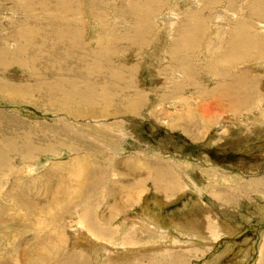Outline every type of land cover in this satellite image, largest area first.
I'll use <instances>...</instances> for the list:
<instances>
[{"label": "rangeland", "instance_id": "rangeland-1", "mask_svg": "<svg viewBox=\"0 0 264 264\" xmlns=\"http://www.w3.org/2000/svg\"><path fill=\"white\" fill-rule=\"evenodd\" d=\"M80 1L82 0H77L78 3ZM195 1H197L195 3L196 6L191 7L188 6V0H158L150 15L145 17L151 20L158 14L162 12L163 14L152 20L154 21V28L147 27L144 29V33L139 34L137 27H135L136 24L132 22L138 21V18L134 16L133 9L130 7L131 1L83 0V2L88 4L86 10L90 14L93 13L88 19L89 21H108L109 24L102 27L96 22L90 23L86 31L88 36L85 38L89 47L97 49L101 45L103 48L100 51H105L112 50V47L106 48L107 43L111 46L114 44L119 45L120 50L128 53V57L126 55V57L118 59L119 63H130V65L136 63L137 73L132 74L131 79L136 88H139L141 93L145 95V98L142 99L144 100V105L140 112L141 115L139 113V117H135L141 121L134 122L135 119L133 120V117H126L128 119L131 118V122L134 125L123 124L124 127L122 129H127V132L123 129V134H126L127 137L120 136L122 134L120 130L121 134L114 138V144L112 143V147H110L113 153L112 156L118 155L115 156V164L110 171L109 177L116 183V195H118L120 200H123L120 203H126L125 200L128 199V195L125 191L127 189L133 186L135 190L138 182L146 181L143 188L148 194L143 196V201L138 207L135 206L136 208H129L131 202H127L125 210H131L126 213L128 215L127 219L132 217L141 223L152 219L158 227L168 229L188 239L198 237V235L188 237L183 234L184 232L182 233V227L186 231H190V227L196 228L198 223L203 221L202 219H207L212 221V224H215L213 226V230H215L214 239H217L213 242L214 244L211 242L204 246L192 247L195 246V243L188 241L183 243L184 246L178 245L181 247L174 250L172 243L166 242L160 245L159 248H162V250H159L157 254H164L165 251L174 250L175 252L173 253L180 256L179 261L181 260V264H264V124H261V122H264V61L258 64L255 63L258 62L255 60H264V56H257L258 53H264V42L256 45V48H252L250 52L235 49L233 46L236 43L237 33L243 35L244 38L249 37L248 39L251 40L254 39L252 37H255L254 40L264 38L262 8L252 9L253 5L258 4L262 0H237L238 2L236 0ZM97 3H100L102 8L100 5L97 6ZM189 7H191V10ZM92 9L94 10L90 12ZM223 9L227 10L224 11ZM169 11L172 12L171 16L177 17L178 20L175 19L174 21L179 22V24L165 27L164 24L168 23L166 18L169 16L167 15ZM185 13L189 17H185ZM224 13L226 15L222 19ZM44 15L47 17L39 15L32 21H75L76 17H79L76 16V13L70 12L68 8L50 11ZM230 15L232 17H229ZM30 18L31 11L25 5L24 0H0V31L1 29L5 30V32H0V37L4 36L7 39L10 37V33L13 35L15 31H23L21 25L16 24L17 21L24 22ZM126 22L127 24H125ZM198 22L200 29L191 41V46L187 48L183 58L178 57L176 47L183 34L181 28L188 25V23L189 25H194ZM170 27L172 29H169ZM110 30L114 31V36L108 34ZM219 31L220 33H218ZM165 32L174 35L171 51L172 65L177 72L182 71L184 72L183 75H185L183 79L173 80V78H170L169 81L173 80L174 85L176 83H184V85L173 87L171 81L169 82L171 83L169 85L170 89H167L168 84H164L165 80H162L167 78V76L161 75V69L158 73L161 76L158 77L159 75L154 74V71L157 72V70L150 68L153 60L151 56L154 52L153 50H159V47L162 46ZM206 35H208L207 39ZM139 37L152 40V45L154 46L153 50L150 49L152 50L150 55L144 54L142 56L143 59H138L140 63L133 54H137L135 50L139 49L138 55L140 56L142 54L141 47L135 45L134 42H129ZM16 47L17 44L12 42L11 50L17 51ZM133 60L136 62L134 63ZM142 61L146 63L144 64ZM246 64H248L247 68H245ZM250 65L253 66L251 71ZM190 78L194 80L191 81ZM246 80L253 84V87H250V91L257 95L258 103H261V105L252 107L251 110H244L241 114L231 111L230 104L226 100H217L214 92L211 91L216 86H225L223 85L224 83L236 86ZM1 83L2 77L0 76ZM170 86L175 89L174 93L178 95L176 98H186V96L188 98L185 99L183 106L168 110V107L174 105L172 100L164 102L161 100L164 95L172 94L173 88L171 89ZM143 90L144 92H142ZM157 90L158 92H156ZM166 90L171 93L166 94ZM209 92L211 96H208ZM184 93L186 96L183 95ZM28 94L30 95H28L27 101L7 96L3 97L0 94V147L5 151L9 150L10 154H12L16 147H19L18 150L21 151L26 146L25 144L39 145L40 143L38 155L32 158L25 160L20 158L22 157L21 154H17L16 164H13L12 171L9 172L13 177H8L9 181L4 177L7 175V171L5 170L1 173L0 210L1 205L15 204V197L13 196L18 194L24 185H28L25 190L27 196L30 190V194H34L38 199H43L47 197L45 193L46 186H56V193L58 194L59 191H63V188L62 190L59 189L62 183L58 182V178L69 177L63 187L71 190L65 186L69 187L72 182L71 179L73 180L74 177H83L82 172L85 166L87 165L86 168H91L93 153L106 144L102 133H88L84 126L80 125L76 118L74 119L72 116L43 111L39 97L33 93ZM31 97L32 99L29 100ZM195 99L198 100L196 101ZM33 100L36 101L34 102ZM146 102L147 104H145ZM161 102L165 106L159 105ZM199 104L211 105L216 110H212L209 113L210 116L205 117L198 110L188 108H195ZM179 113H184L185 119L179 123L180 127L174 128L172 126L176 119L175 115ZM111 120L112 123L109 124H105L103 121L106 126L104 133L114 135L119 130L118 125L121 120L114 117H111ZM62 121L66 122L64 124L66 126L77 125L74 128V133H83L85 136L84 141L87 143L77 145V141L72 138L73 145L66 147L54 140L41 141L43 129L52 128L54 131L60 132L59 128L54 127L61 126ZM131 126L132 128H130ZM186 127L194 130L191 132L192 134L195 132L201 135L199 139L192 138L185 131ZM200 127H206L207 129L205 128L204 130ZM131 131L133 132L130 133ZM46 136L53 137L55 133ZM76 136L77 140L80 141L79 136L77 134ZM34 139L36 140L35 142ZM84 161L89 162V165L84 163ZM67 163H71V166L74 165L75 173L64 171L63 166ZM148 163L155 169L166 168L169 170L175 179H179V184L182 188L173 196L165 197L161 194H156L152 187L151 176L157 172L154 169L149 171L150 167H144ZM7 164L8 162H6L5 166ZM140 164H143L141 169L137 167ZM43 165L44 167H41ZM59 167L63 170H60ZM133 168L134 171H137L134 175L132 174ZM30 172L32 175L29 174ZM63 179H60V181ZM74 180L76 181L77 178ZM74 180L73 184H75ZM35 184L40 186L38 187ZM124 187L127 189H124ZM214 192L219 193L221 200L226 194L231 193L230 197L233 201L230 204L224 203L227 208L221 207L218 201L215 202V200L219 199ZM134 197L138 199V195H134ZM220 203L222 202L220 201ZM107 207H109L108 204ZM107 207L106 211L101 209L99 212L101 214L106 212L108 216L114 215L113 210L107 211ZM12 210L18 209L14 207ZM7 214H13V212L9 211ZM66 219H68L67 222L63 223L64 238L66 239L63 241H67L64 243L68 244V247L65 244L61 248L54 264L63 262L69 255L76 253V250L82 248L75 244L74 240L78 239V237L74 235V227L73 229L71 228V226L76 225L80 221H77V219L73 220L71 216ZM36 221L38 222V220ZM1 225L11 234L7 235L6 231H0V234H4L3 236L0 235V264H23L25 262L24 254L28 251L29 253L31 251V254L35 252L37 254L42 249L43 243L48 246L47 238H45L44 233L39 231L40 225L38 224L32 229L21 225L17 231L20 229L24 230V232L21 230L24 233L22 240H19L17 233L16 235L14 233L19 226L15 225L13 230L10 229L11 225L5 221ZM175 225H178L179 229ZM51 229L54 230V228L50 227L45 229V231L48 232ZM39 235L43 236L39 237ZM136 236L137 238L134 241L140 242L141 237L139 235ZM260 244L263 246H259ZM87 245L90 249L94 248L90 244ZM108 246L113 248L111 245ZM84 248L87 249V247ZM110 248H108V251L100 247L96 251L88 250L91 256L77 252L72 257H75L79 264H110V261H114V264H126L128 260L131 261L130 259H133H127L124 256L119 259L121 263H117L116 258L113 257V254H115L113 250L116 249ZM150 252H145L142 256L153 257Z\"/></svg>", "mask_w": 264, "mask_h": 264}, {"label": "bare ground", "instance_id": "bare-ground-1", "mask_svg": "<svg viewBox=\"0 0 264 264\" xmlns=\"http://www.w3.org/2000/svg\"><path fill=\"white\" fill-rule=\"evenodd\" d=\"M130 1V7L133 9L134 16L138 18V21H132L134 24H136L135 27H137L138 33H144V29L147 27L154 28V21L152 20L157 19L163 14V12L151 20L145 16L150 15L152 9L156 7L158 0H129V2ZM24 3L31 11V18L24 22L17 21L16 24H20L23 31H15L13 35L10 33V37L7 39L4 36L0 37V76L2 77V83L0 84L1 96H7L18 100L23 99L27 101L28 95H30L28 93H33L41 100L40 104L43 108V111L59 114L61 113L65 114L66 116H72L74 119L76 118L78 123L83 125L88 133H102L106 144L103 145L101 149L93 153V163L91 168H86L87 165L85 166L82 172L83 177H74V179L77 178L76 181L73 179L75 184H73L74 182L71 179L72 182L71 184L69 183L70 185L68 184L69 187L65 186L71 190L64 189L63 187V185L66 184V181L69 180V177H59L58 182L62 183L59 189L62 190L63 188V191H59L58 189V194L56 193V186L48 185L46 186L45 191L47 197L44 196L45 198L38 199L34 194H30V190L29 195L27 196L25 190L28 185H24L20 189V192L18 194H14L13 196L15 197V204L12 203V197V205H1L0 225L3 221H5L7 224L11 225L10 229L13 230L15 229V225L19 226L15 229L16 232H14L15 235L17 233L19 236V240H22L21 238L24 235L23 229L17 231L21 225L23 227L32 229L38 224L40 225L39 231L44 233L45 238H47L46 240L48 242V246L46 243H43V246L45 245L44 247L41 245L43 250L39 247L40 251L37 254H35L36 252L31 254V251L30 253L28 251L26 254H24L25 262H23V264H54L56 262L61 248L66 244L64 243L66 240L63 241L66 239L64 238L65 232L63 223L67 222L68 219L66 218L69 216H71L73 220L77 219V221H80L76 225L71 226L72 229L74 227V235L78 237V239L74 240L75 244L79 247H82L79 250H76V253H86L91 256V253L88 250L96 251L100 247L105 251H108V248H110L108 245H111L116 249L113 250L115 253L113 254V257L116 258L115 260L117 263H121V260H119L121 259L120 257L125 256L127 259L133 258L130 259L131 261L128 260L126 264H181V260L179 261L180 256L173 252H175L174 250H177L178 247L184 246L183 243L192 241L195 243V246L192 247H197L198 245L204 246L211 242L213 243L217 239H214L215 230H213V226H215V224H212V221L207 219H202L203 221L198 223L196 228L191 226L189 229L190 231H186L184 227L181 228L182 233L184 232L183 234L188 237L192 235H198V237L189 239L183 235H177L168 229L158 227L156 224H154L152 219H149L143 223L139 222L137 219H133L130 216V218L127 219L128 215H126V213L131 210H125V206L127 202H131L129 208H136L135 206L138 207L140 205V203L143 201V196L148 194V192H146L143 188L146 181L138 182L136 184L135 190L133 186L129 189L124 187V189H127L125 193L128 195V199L125 200L126 203H120V201L123 200H120L118 195H116V183L111 180V177H109L110 171L115 164V156L118 154L112 156L113 153L110 147H112L114 138L118 137L117 135L121 134V132L122 134L120 136L127 137L126 134H123L124 130L127 132V129H122V127H124L123 124H132L133 126L134 124L131 122L132 119H135L134 122L141 121L137 120L135 117H139V113L141 112V109L144 105V100L142 99L145 98V95L141 93L139 88H136L131 79L132 74L134 75L137 70L135 66L136 61L134 62L133 60L135 63L134 65H130V63H119L118 59H120V57H126V55L128 57V53L120 50L119 45L114 44L111 46L107 43L106 48L112 47V50L105 51H100L103 48L101 45H99L97 49H92L89 47L85 38L88 36L86 31L90 23L96 22L99 26L102 25L103 27L109 25L108 21H89L88 19H90V16H92L93 13L90 14L88 10H86L88 4L83 2V0L80 1V3H78L77 0H24ZM195 3H197V1L188 0V6L194 7L196 6ZM96 5H100L102 8L100 3H97ZM191 7H189V9ZM67 8L70 9V12L76 13V16H79L78 18L76 17L75 21H32L39 15L47 17L44 14L49 13L50 11H59ZM257 8H262L261 14L264 16V0L252 6V9ZM94 9L90 10V12H92ZM171 14L172 12L170 11L167 14L169 15L166 18L168 23L164 24L165 27H169L170 25L177 23L179 24V22L174 21L175 19L178 20L177 17H173ZM185 14V17H189L187 13ZM225 15L226 14L224 13L222 19H224L223 17ZM229 17L232 16L230 15ZM125 24H127V22ZM182 25L184 26V24ZM169 29H172V27ZM181 29L183 30V34L180 41L178 42L176 50L177 56L183 58L185 51L191 46V41L193 40L196 32L198 33L200 25L199 22L197 24L195 23L194 25H189L188 23V25L182 27ZM0 32H5V30L1 29ZM218 33H220V31ZM108 34L114 36V31L110 30ZM164 36V39L162 38V46H158L159 50H153L154 46L152 45V40L146 39L144 37H139L136 38V40L134 39L129 42H134L135 45L141 47L142 54L140 56L138 55L139 49L135 50L137 54H133L135 55V59L138 62L140 61L138 59H141L144 54L150 55L152 50L154 51L151 55L153 60L150 68L157 70V72L154 71V74L159 75L158 77L163 74L165 75H163L164 77L167 76V78L162 80H165L164 84H168L167 89H170L169 85L171 83L169 82L172 81L173 84V80L181 78L183 79L185 75H183L184 72L182 71L177 72L172 65L171 51L173 48L172 43L174 35L169 32H165ZM207 36L208 35H206V39ZM248 38L249 37L244 38L243 35H239L237 33L236 43L233 45L235 49L250 52L252 48H256V45L264 42V38H259L256 40H254L255 37H252L254 38L253 40ZM12 42L17 44V51L11 50ZM257 56H264V53H258ZM260 60L261 59L255 60L258 61L255 63L258 64L259 62L264 61ZM145 63L146 62H144V64ZM247 67L248 64H246L245 68ZM251 67L253 68V66L250 65V71L252 69ZM160 69L162 71L161 75L158 74ZM170 78H173V80L169 81ZM190 79L191 81L194 80L192 78ZM178 85H184V83H176L175 85L173 84V87ZM223 85L225 86H216V88L214 87L211 91L214 92L217 100H226L230 104L231 111L234 113L241 114L244 110H251L252 107L257 105V107H259V105H261V103H258L259 100H257V95L250 91V87H253V84H251L248 80L236 86H232L231 84L227 83H224ZM173 87H171V89ZM144 90L142 92H144ZM174 91L175 89L173 88L172 94L164 95L163 99L161 100L163 102L172 100V104L174 105L168 107V110H170V108L177 109V107L183 106L185 99L188 98L184 93L183 95H185L186 98L180 97L178 99L176 98L178 95L174 93ZM156 92H158V90ZM170 93L171 92L168 91L166 92V94ZM147 95L149 96V94ZM208 96H211L210 92ZM31 99L32 97L29 100ZM201 99L203 98L201 97ZM36 100L33 101L35 102ZM195 100L197 101L198 99ZM147 102L149 103V101ZM147 102L145 104H147ZM163 102L159 103V105L161 104V106H165ZM188 108L198 110V112L205 117L210 116L209 113L212 110H216L211 105L206 104H199L195 108ZM111 117L121 120V123L118 125L119 130L114 135L104 133V129H106L105 124L112 123ZM126 117L133 118L128 119ZM175 117L176 119L174 120V125L172 127H180L179 123L185 119L184 113H179L175 115ZM61 124L62 125L59 127H54L59 128L60 132H56L52 128L43 129L41 141L54 140L60 142L66 147L73 145L72 138L77 141V145H80L81 143H87L84 141L85 136L81 132L76 133L79 136L80 141L77 140V136L74 133V128L77 125H73L72 127L71 125L66 126L64 125L66 124L65 121H62ZM261 124H264V122H261ZM132 126L130 128H132ZM200 128L205 130L206 127ZM195 130L198 131L197 129ZM185 131L196 140L199 139V136H201L195 132L192 134L191 132L194 130L190 127H186ZM132 132L133 131L130 133ZM52 133H55V136H46ZM35 141L36 140L34 139V142ZM25 145L26 146L21 151L18 150L19 147H16V150L12 151V154H10L9 150L5 151L0 147V177L1 173L5 170L7 171V175L4 177L7 179V181H9L8 177H13L9 172L12 171L13 164H16L18 159L17 154H21L22 157L20 158L25 160L38 155L40 143L39 145ZM70 152L74 153L73 151ZM6 162H8V164L5 166ZM84 163L89 165V162L84 161ZM73 166L74 165L71 166V163H67L63 166V169L64 171H71L73 174L75 173V168ZM142 166L143 164L137 165L139 169H141ZM41 167H44V165ZM144 167H150L149 171L154 169L157 172L151 176L152 187L156 194H161L165 197L173 196L177 191H179L180 188H182L179 184V179H175L172 173L166 168L155 169L152 165H149V163ZM61 169L62 168H60V170ZM136 172L137 171H134L133 168L132 174L134 175ZM29 174H31V172ZM60 179L63 180L60 181ZM216 192L214 193L219 200H215V202L218 201V204L221 207L225 208L227 206L225 204H230L233 201V199L230 197L232 193L231 191V193L227 192L229 194H226L223 197L224 202L221 200L219 193ZM134 195H138V199H135ZM159 197L161 198V196ZM220 201L222 203H220ZM107 204L109 207H107ZM14 207H16L18 210H12ZM106 207L107 211L113 210V213L115 214L108 216L106 212L104 214L99 212L101 209L106 211ZM9 211H12L13 214H7ZM36 220H38V222ZM75 226L77 227L76 229ZM50 227L54 228V230L51 229L46 232L45 229ZM175 227L179 229L178 225H175ZM21 230L23 232H21ZM0 231H6L2 225L0 226ZM6 234L9 235L11 232L6 231ZM0 235L3 236L4 234L1 233ZM136 235L141 237L140 242L134 241V239L137 238ZM42 236L43 235H39V237ZM42 240L40 241L42 242ZM166 242L172 243L174 250H170V252L165 251L164 254H157L159 250H162V248H159L160 245H163ZM86 243L90 244L94 248L90 249ZM261 244L259 246H261ZM67 245L68 244H66V247H68ZM84 247H87V249ZM145 252H150V255L153 254V257L142 256V254ZM76 253L69 255L66 260L59 262V264H79L75 257H72ZM109 263L114 264L115 262L110 261Z\"/></svg>", "mask_w": 264, "mask_h": 264}]
</instances>
